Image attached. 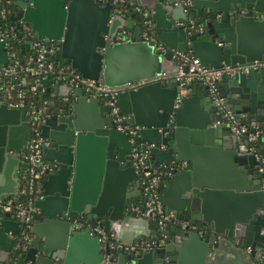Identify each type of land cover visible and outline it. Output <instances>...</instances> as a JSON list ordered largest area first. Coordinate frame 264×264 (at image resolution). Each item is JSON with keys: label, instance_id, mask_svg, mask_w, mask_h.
<instances>
[{"label": "water", "instance_id": "obj_1", "mask_svg": "<svg viewBox=\"0 0 264 264\" xmlns=\"http://www.w3.org/2000/svg\"><path fill=\"white\" fill-rule=\"evenodd\" d=\"M9 19L31 24L47 46H57L54 56L64 59L89 78L101 77L110 87L121 88L116 105L137 125L138 143L148 147L155 170L172 166L163 186L179 180L176 196L168 201L161 190L165 211L180 223L163 229L154 219L131 209L142 203V171L131 163L126 132L116 129L108 108L96 96L79 87L60 95L41 120V135L51 139L44 157L55 163L53 172L41 179L34 204L33 235L16 264H181L187 247H195L201 263L219 253H236L233 264H264V174L256 151L245 134L232 132L226 111L264 128V67L249 66L236 75L223 73L211 84L202 79L176 78L187 52L206 65H246L264 56V0H127L114 11L110 1L13 0ZM118 4V3H117ZM135 7V8H134ZM147 12L150 32L165 49L141 38L142 11ZM190 19L202 29L190 26ZM123 26L133 37L114 40ZM0 40V63L8 62ZM186 70V65L182 66ZM168 75L166 81L158 78ZM138 83L137 88H132ZM221 98L216 103L215 97ZM65 103L68 107H62ZM192 111L193 115H189ZM29 133L26 108L8 107L0 100V178L13 177L15 187H0V198L16 193L19 183L17 153ZM189 142L185 143V138ZM203 140L214 147L229 179L214 172L192 169L191 147ZM164 144L160 148L159 144ZM192 160L184 167L182 161ZM173 181V182H174ZM81 222L75 228L74 222ZM195 225V226H192ZM101 226L116 238L100 240L91 232ZM202 229V234L196 228ZM20 225L0 205V262L7 260ZM148 245L137 255L110 241Z\"/></svg>", "mask_w": 264, "mask_h": 264}, {"label": "built area", "instance_id": "obj_2", "mask_svg": "<svg viewBox=\"0 0 264 264\" xmlns=\"http://www.w3.org/2000/svg\"><path fill=\"white\" fill-rule=\"evenodd\" d=\"M100 3L110 1L113 4L114 11L122 7L121 13L125 15L127 8L124 4L127 0H97ZM13 0H0V40L4 42V47L8 54V62L0 63V100L8 107L26 108L29 121V133L27 135L23 148L17 153L19 157V167L17 175L19 183L16 187V193L0 198V205L4 210L13 214L14 218L20 225L19 232L14 235L12 249L21 252L25 251L29 245L33 235L32 223L34 215L38 212V207L34 204L35 199L40 193L41 179L55 169V163L44 157L43 148L51 144V139L41 135V120L45 115L48 104L27 105L25 102L26 91L36 92L40 90L47 97L52 98L55 95L52 84L49 80L63 83L70 86L71 89L79 87L81 92L87 96H96L102 104L108 108V113L112 116L113 126L124 131L129 136L131 147V163L136 169L142 171V203L134 204L131 209L137 214L147 218L154 219L160 229L165 227L166 223L177 222L182 226L187 224L185 220L176 218L172 211H165L161 199V184L163 180L168 179L172 175V166H160L155 170L150 159L148 147L153 143H138L136 136L138 135L137 125L128 122V114L121 112L116 105L117 93L121 88L107 86L98 77L96 79L83 76L80 71L71 66L64 59L47 58V55L54 56L57 46L53 43L48 47L46 41L42 37H38L31 25L23 20L9 19V15L14 10ZM118 3V4H117ZM189 3V0H184ZM120 6V7H119ZM135 8V7H134ZM142 30L141 38L152 42L155 48L163 51L165 46L159 42L150 32V20L147 12L142 11L140 20ZM190 26H196L202 29V23L194 19H190ZM133 37V28L123 26L117 30L113 39L126 40ZM17 39H22L30 44L36 50L23 58L18 57L15 43ZM175 57L181 58L179 70L176 78L193 79L194 77L202 79L206 83L211 84V90H214V81L219 79L223 73L236 75L238 72L252 67H264V56L260 59H254L246 65L231 66L224 64L221 67L206 65L196 58L191 50L187 52H174ZM186 65V70L182 66ZM168 75L164 72L156 79L166 81ZM138 83L130 87H136ZM60 101H69L66 95H59ZM48 99V100H49ZM221 98L215 97L216 103ZM227 121L223 124L238 134H245V139L251 143L249 149L256 151L259 142L264 143V128L259 124H251L241 120L232 111H226ZM160 148H164V144H159ZM260 159L259 171L264 174V151L257 154ZM185 161H182L184 164ZM261 187L264 189V179ZM74 227H81V222L75 221ZM195 226V225H192ZM199 234H202L201 228H196ZM91 232L99 234L100 240L116 238L115 232L106 230L101 226H94ZM110 247L118 246L124 250L130 251L137 255L140 248L148 245L145 240L134 241L131 244H124L121 241H110ZM104 264H110L107 259Z\"/></svg>", "mask_w": 264, "mask_h": 264}, {"label": "crops", "instance_id": "obj_3", "mask_svg": "<svg viewBox=\"0 0 264 264\" xmlns=\"http://www.w3.org/2000/svg\"><path fill=\"white\" fill-rule=\"evenodd\" d=\"M49 83L52 84V88L54 89L56 97H60L59 95L66 91V88L63 83L55 82L54 80H49ZM139 85H136V87L132 88H137ZM52 99L54 100V98ZM189 115H193L192 111H190ZM189 141V137H186L185 143H188ZM191 149L195 158L194 167L192 166V169H198L200 171L205 172H214V175L221 180H226L230 178L229 176H231V172L228 168L224 166L222 161H219V157L216 155L217 152L215 151L213 146L206 144L203 140H201V142L194 144ZM187 164L192 165L193 161L186 160L184 163V167H186ZM173 181L174 178L169 184L165 186L161 184V190L163 191V195L168 201H171L176 196L178 192V186L180 185L179 180L174 182ZM15 185L16 183L14 182L13 177L6 176L0 178V187L4 189L13 188L15 187ZM174 223L177 222H171V224ZM235 256L236 253L234 251L228 250L219 253L216 256H213L206 262L201 263L195 247L192 246L185 248L181 264H233L235 262Z\"/></svg>", "mask_w": 264, "mask_h": 264}, {"label": "trees", "instance_id": "obj_4", "mask_svg": "<svg viewBox=\"0 0 264 264\" xmlns=\"http://www.w3.org/2000/svg\"><path fill=\"white\" fill-rule=\"evenodd\" d=\"M120 7V6H119ZM123 8V6L121 7ZM18 41L15 43V48L18 53V57L23 58L24 56L34 52L36 49L33 48L30 44L27 42H24L22 39H17ZM23 44H26L27 47L26 49H22ZM47 58H52V59H59L56 56H50L47 55ZM54 100H58L59 97L53 96ZM49 97L45 96L40 90H37L36 92H30L26 91V98L25 102L27 105L29 104H35V105H42V104H48V107H50L52 110H55L50 104H49ZM59 101V100H58ZM20 255V251L12 249L9 253V256L6 261L0 262V264H16L18 258Z\"/></svg>", "mask_w": 264, "mask_h": 264}, {"label": "rangeland", "instance_id": "obj_5", "mask_svg": "<svg viewBox=\"0 0 264 264\" xmlns=\"http://www.w3.org/2000/svg\"><path fill=\"white\" fill-rule=\"evenodd\" d=\"M28 23H29V22H28ZM29 24H30V23H29ZM30 25H31V24H30ZM26 47H27V45H26V44H23L22 49L24 50V49H26ZM44 95L47 96L46 94H44ZM54 101H55V100H53L52 98H50V99H49V104L52 105V104L54 103ZM61 106H62V107H65V108L68 107V105L65 104V103H62Z\"/></svg>", "mask_w": 264, "mask_h": 264}]
</instances>
